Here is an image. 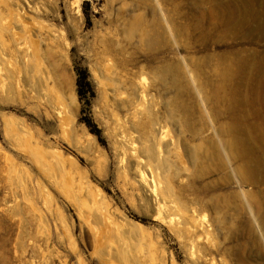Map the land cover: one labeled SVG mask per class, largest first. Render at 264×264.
Here are the masks:
<instances>
[{
	"label": "rangeland",
	"instance_id": "rangeland-1",
	"mask_svg": "<svg viewBox=\"0 0 264 264\" xmlns=\"http://www.w3.org/2000/svg\"><path fill=\"white\" fill-rule=\"evenodd\" d=\"M216 3L0 0V264H264V185L229 148L218 75L235 54L264 62V40L212 35ZM161 130L179 152L158 167ZM135 162L186 220L155 218Z\"/></svg>",
	"mask_w": 264,
	"mask_h": 264
},
{
	"label": "bare ground",
	"instance_id": "bare-ground-1",
	"mask_svg": "<svg viewBox=\"0 0 264 264\" xmlns=\"http://www.w3.org/2000/svg\"><path fill=\"white\" fill-rule=\"evenodd\" d=\"M215 1L218 2V4H215L218 6V10H213L211 16L218 24L210 30L211 34L225 31L226 33H231L234 37L239 36L246 40L255 38L260 41L264 40V0H229L227 4H224L225 2L222 3L223 1L221 0ZM222 62L223 67L220 74H218L221 80V88L219 90L223 89V91L226 90L229 92L228 94L231 97L228 100L229 104L231 103L230 105L234 106V110L229 114L231 120V126L227 133V136L230 138L229 148L231 151H235L236 159L245 161L248 167L249 164L253 165V167L249 168L253 185L259 183V177L262 178L260 183L264 185V139H262L263 144H259L252 135L255 131H258L257 123L264 126V62L262 61L261 53L255 51L245 58L241 54L240 56L235 54V57L233 56L232 59L227 57L223 58ZM257 79H260V82H257L258 85L255 89L253 82ZM242 92L245 93L244 98L239 97V93ZM256 95L258 96L255 98ZM254 106H258L260 110L256 112L254 110L252 111ZM157 135L156 163L158 167L159 165L167 166L170 162L169 151L171 150L177 154L179 147L175 140H170L169 143L163 144L162 141L167 133L162 130L157 132ZM262 135L264 137V134ZM135 163L136 168H133L138 170L137 183L144 190L147 201L149 200L153 205L155 218L162 220L172 215H178L183 221L186 220L188 215L181 210L173 199L169 180L163 181L164 178L158 174V168L152 170L149 166L147 171L145 170L147 172L146 174L137 164L141 163ZM243 168L246 167L244 166ZM91 211L94 217L105 225L103 231H98L92 226V233L96 239H109L119 231V228L116 230L112 228L109 218L110 213L102 204L93 200ZM86 220L88 219L85 218ZM132 228V225L126 218L122 220L120 229L130 234ZM108 251L111 252V249L109 248Z\"/></svg>",
	"mask_w": 264,
	"mask_h": 264
}]
</instances>
